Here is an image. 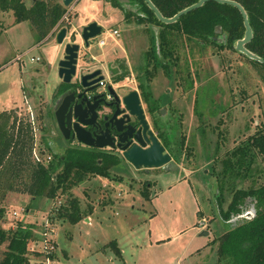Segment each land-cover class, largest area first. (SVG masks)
Instances as JSON below:
<instances>
[{"label":"rangeland","instance_id":"374dc122","mask_svg":"<svg viewBox=\"0 0 264 264\" xmlns=\"http://www.w3.org/2000/svg\"><path fill=\"white\" fill-rule=\"evenodd\" d=\"M25 1L30 6L35 0ZM48 1L64 5L63 0ZM66 7L55 26L32 19L16 22L13 9L0 8V113L8 115L0 122L7 130L17 117V130L20 127L24 131L31 123L33 161L38 155L48 163L54 153L65 155L70 146L59 134L54 114L59 96L56 88L61 82L57 61L51 64L40 45L21 58L20 54L38 41L56 45L58 31L67 26L68 35L60 44L59 57L65 43H82L83 25L97 20L106 31L101 36L107 35V42L99 46V36L88 47L82 43L78 74L86 67L102 68L122 95L134 88L141 92L138 75L152 45V26L136 21L134 16L127 19L124 10L109 0H75ZM130 7L137 11L132 3ZM114 29H119L120 35H108ZM170 36L177 58L175 77L170 78L159 68L151 84L156 97L169 92L172 99L156 116L164 125L172 124L173 159L178 166L137 168L124 157L102 159L95 153L80 152V157L108 164L110 176L90 174L69 190H58L53 197L46 191L32 195L25 190V183L30 182V167L19 175L5 170L0 179V226H31L34 238L29 242L30 264L41 263L40 249L46 237L55 244L53 264H172L176 259L196 263L197 254H189L195 245L213 239L215 233L246 216L229 222L222 219L217 198L222 174L218 172L229 152L264 125V64L225 45L227 39L222 35L204 44L179 32ZM86 52L88 56L84 57ZM32 55L42 59L31 60ZM149 67L153 69V61ZM122 71L126 75L115 80ZM142 100L148 119L153 121L143 97ZM51 139H58L60 145ZM256 179L264 183V159L260 154L254 175L244 181L232 179L231 184L235 181L237 186L250 185ZM148 180L150 184L146 186ZM145 188H149L150 197L142 192ZM226 196L225 206L231 198L230 193ZM74 197L82 210L76 222L66 216L64 209ZM248 212L253 214L252 207ZM204 216L212 229L209 235H199L203 229L199 220ZM158 235L170 238L151 243V238ZM111 240L118 241L124 253L114 252ZM188 241L194 243L184 259L180 256ZM123 254L126 263L118 257ZM208 257L212 262L204 263L214 264L215 256Z\"/></svg>","mask_w":264,"mask_h":264},{"label":"trees","instance_id":"16d2710c","mask_svg":"<svg viewBox=\"0 0 264 264\" xmlns=\"http://www.w3.org/2000/svg\"><path fill=\"white\" fill-rule=\"evenodd\" d=\"M109 1L114 6L122 8L127 19L134 16L136 21L150 24L152 28L154 25L159 26V46L156 43V34L153 29L152 45L146 52L147 61L145 65H141L142 73L138 75V85L142 97L147 103L149 111L155 116L158 128L160 126L156 112L161 106V100L160 97H156L151 80L154 71L159 68H163L170 78L175 77L174 65L177 58L174 56L172 48L171 33L186 34L204 44L215 41L214 36H220L226 32L227 42L225 45L235 48L237 39L243 37L246 30L242 13L238 7L215 0L205 2L199 8L183 14L172 23L161 21L145 0H129L138 7L136 12L124 6L121 0ZM153 1L164 15L172 16L197 0ZM238 1L246 8L254 31L253 38L247 43V47L264 57V0ZM0 8L13 9L16 22L32 19L39 24L49 23L51 26H55L67 10V7L61 2L56 1L50 4L48 0H35L30 6L26 4L25 0H0ZM218 26H221V32L216 31ZM152 61L153 69L149 67ZM125 75V71L117 73L115 80H119ZM66 87L67 84L62 83L57 93L62 92ZM5 113H0V120L8 116ZM17 120L15 117L12 120L11 128L7 130L0 122V179L5 170L19 175L25 167H30V182L25 183V190L32 195L46 191L49 196L53 197L58 190L67 191L90 174L110 176L108 164L101 163L92 157H80L78 155L81 154L80 152L86 155L95 153L102 159H119L102 151L69 148L65 155L54 153L48 163L39 160L33 161L31 153L34 136L31 123L28 122L27 131L20 127L17 130ZM161 135L167 143H170L167 131L162 130ZM181 143H184V138ZM259 154L264 159V125L229 152L223 159V168L218 172L222 174L217 194L222 219L229 222L237 217L238 220L239 217L245 215L249 208L252 207L254 210L252 216H245L217 238L219 257L227 264H264V183H257V179L250 185L237 186L235 183L237 179L244 181L254 175L256 158ZM54 160L57 161L55 165ZM232 179L235 181L231 184ZM149 184V180L146 181V186ZM142 192L150 197L149 188L143 189ZM227 192L230 193L231 198L225 206L224 203L228 199ZM64 209H66V216L73 222L82 217L79 201L75 197L69 206H64ZM33 238L31 226L24 227L22 224L16 228L0 226V264H30L29 242ZM111 243L117 252H120L116 240H111Z\"/></svg>","mask_w":264,"mask_h":264},{"label":"water","instance_id":"95a60500","mask_svg":"<svg viewBox=\"0 0 264 264\" xmlns=\"http://www.w3.org/2000/svg\"><path fill=\"white\" fill-rule=\"evenodd\" d=\"M75 0H63L65 6L72 4ZM127 8L134 11L130 7L129 0H121ZM148 6L154 10L156 16L163 22L172 23L177 21L183 14L188 13L196 8L202 6L205 2L210 0H197L186 7L180 9L172 16H166L160 10V8L154 3L153 0H145ZM221 3H228L235 5L242 13L244 24L246 27L243 37L237 39L235 48L245 54L246 56L258 60L264 63V57L257 54L253 50L247 47V43L253 38L254 31L250 23L248 12L244 5L238 0H215ZM135 10H138L136 8ZM153 29L156 34V43L159 44L158 31L159 26L154 25ZM103 30V25L97 20L90 21L88 24L83 25L80 32L82 43L85 47H88L91 42V38L99 35ZM217 32H221V26L216 28ZM68 35V27L63 26L57 33L56 45H51L48 48L47 56L51 64L57 61L59 77L62 83H66L67 87L59 93V96L55 105V117L57 125L66 138H73L87 145L104 147L110 145L109 141L101 140L100 132L92 134L88 126H97L101 123L99 118V108L101 105H96L95 102L91 103L90 99L82 97L84 92H78L76 88L72 87L74 77L78 75L79 57L82 43L78 41H69L65 43L64 50L61 56L58 57L60 44L64 42L65 37ZM225 41L227 39V33L221 34ZM216 39L218 36H214ZM159 46V45H158ZM83 72V71H82ZM102 68H95L91 72H86L81 75V84L86 87L85 92L88 89H93L100 84V79H103ZM107 90L114 96L116 106L119 104L125 105L129 113L136 114L142 123V128L137 131L135 137L138 139V143H135L129 147L124 146L123 157L133 163L137 168L143 166L160 167L165 164H170L172 168H176L178 163L173 159L171 153L166 151L165 145L160 140L159 136L155 133L150 126V122L147 118L145 107L142 102L140 91L137 88L131 89L125 94H118L115 86L112 83H108ZM102 93L99 92L94 95L95 101H100ZM103 99V98H101ZM119 102V103H118ZM105 105H111V102H106ZM119 108L114 112L111 117L112 125L118 130H122L119 127L115 115L119 112ZM254 214V212H253ZM252 213H246L245 215L250 217ZM205 233H208L206 230Z\"/></svg>","mask_w":264,"mask_h":264},{"label":"flooded vegetation","instance_id":"af4514ba","mask_svg":"<svg viewBox=\"0 0 264 264\" xmlns=\"http://www.w3.org/2000/svg\"><path fill=\"white\" fill-rule=\"evenodd\" d=\"M80 56H81V53H80ZM83 56L87 57L88 53L87 52L83 53ZM92 58L94 59V58H96V56L92 55ZM87 60L88 61L90 60L89 57L87 58ZM95 68H97V67H86V69L83 70V72H80L78 75H76L74 77V80H73L74 82L71 85L73 88H76V90L78 92H84L82 97L85 96L86 99H90V106H91V103H94V102L98 106L103 104L101 106V108H99L98 120L101 123H99L97 128L95 126H88V129L91 130L92 134H96V133L100 132V134H101L100 139L104 140V141H109L110 145H106L104 147H96V146L87 145V144L82 143V142H80L76 139H73L71 137L66 138L62 134V132L60 131V129L57 125L58 132L61 135L62 139L69 143L70 148L73 147V148H80V149H85V150H89V151H102V152L108 153L110 155L116 156L118 158H121V157H123L124 146L129 147L135 143H138V139L135 137V135H136L137 131H139V129L142 128V123L136 114L129 113V110L126 109L125 105L120 103L119 106H116L117 104L115 102L114 96L107 90V85H108V83H111L110 81H108L105 84L100 83L99 86H97L93 89H88L85 92L86 87H84L81 84V75L86 73V72H91ZM99 92L102 93V96L100 97V101H95V99L93 97H94V95H96ZM117 93L120 94V92L118 90H117ZM165 93L166 94L164 96H158V97H160V100H161V106L159 107L157 112H163L165 109V108H163V106L169 102H172V99L170 97V93L169 92H165ZM140 94H141V92H140ZM101 98H103V99H101ZM106 102H111V105L110 106L105 105ZM142 102H143V100H142ZM117 108H119L120 111L115 115L114 120L115 119L117 120L118 125H119V127H122L121 128L122 130H118L115 126L112 125V122H111V117L113 116V114L117 110ZM54 114H55V111H54ZM146 115H147V113H146ZM152 117H153V121L148 119L150 122V126L153 128V130L159 136L162 143L165 145L166 151H169L173 157L175 148L171 144L172 138H173L171 136V133L173 131L172 124L170 127L167 124L168 125V127H167V125H164L160 121V118L158 116H156L158 124L160 126V128H158L156 123H155V116L152 115ZM56 124H57V120H56ZM162 130H165L168 132L170 143H167L165 138L161 135ZM51 141H52V143H57L60 145L58 139L57 140L51 139Z\"/></svg>","mask_w":264,"mask_h":264},{"label":"crops","instance_id":"0c3cea01","mask_svg":"<svg viewBox=\"0 0 264 264\" xmlns=\"http://www.w3.org/2000/svg\"><path fill=\"white\" fill-rule=\"evenodd\" d=\"M77 1V0H76ZM89 1H91V0H89ZM45 40V39H44ZM43 41V40H42ZM36 45L35 46H37V45H40V46H43V52L44 53H46L47 54V52H48V48H49V45H44V43L43 44H41V41H38L37 43H35ZM42 59V58H41ZM62 84V80H61V82L59 83V85L57 86V88H56V93H57V91H58V88H59V86ZM58 94V93H57ZM54 96V95H53ZM5 109V108H4ZM158 194V191H157V193H155V195H157ZM151 196V195H150ZM153 197V196H152ZM91 210H92V208H91ZM200 212H202L201 210H199ZM203 227V229H202V231L201 232H199V235H206V234H210L211 233V226H209V223L207 224V226H202ZM208 231V233H205V231ZM224 232V231H223ZM223 232H220L219 234L218 233H215L214 234V238L213 239H209V240H204L203 242H201V243H199V244H197V245H195L192 249H191V253H189L190 255H194V254H197V262L195 263V262H193V263H189V262H187V263H185L183 260H180V259H176L175 261H174V263H172V264H198V261H200V264H205L204 262H207V260H208V262H212V261H210V259H209V257L208 258H206V256H210L211 254H213L214 256H215V258H214V264H227L225 261H223V260H221L220 259V257H219V254H218V240H217V238L223 233ZM170 237H165V235H158L157 237H152L151 238V243H153L154 241H160V239L161 240H167V239H169ZM216 240V241H215ZM118 242V241H117ZM194 243V241H188L187 242V244H184V246H183V249H184V253H183V256H180V257H183L184 259H185V256H184V254H186L185 252H186V250H188L189 248H190V246H191V244H193ZM106 246L107 245H105L104 246V248H106ZM118 246H119V244H118ZM120 247V246H119ZM114 249V252H117V250H116V248L115 247H113ZM121 249V248H120ZM124 250H122L121 249V254L122 253H124L123 252ZM118 257H120L122 260H123V262H124V259H125V262L124 263H126L127 262V260H126V258H125V256H124V254H123V256L122 255H120V256H118ZM202 258V259H201ZM56 258L55 257H53V261L55 260Z\"/></svg>","mask_w":264,"mask_h":264},{"label":"built area","instance_id":"2783aa9c","mask_svg":"<svg viewBox=\"0 0 264 264\" xmlns=\"http://www.w3.org/2000/svg\"><path fill=\"white\" fill-rule=\"evenodd\" d=\"M105 32H106L105 30H102V32L99 35H97L96 37H94V38H97V37L101 36ZM108 33H109L108 35H113V34L120 35L119 29H114L113 31L108 32ZM94 38H91V41ZM106 42H107V35H103V36H101L98 39L99 46H104L106 44ZM35 47H36L35 45L30 47L27 51H25L24 53L20 54L19 58H21L23 55L29 53ZM40 59H41L40 55H38V56L32 55L31 56V60H40ZM108 81L109 80H107L106 77H104L103 79H100V83L101 84H105ZM36 157H37V160L43 161L40 156L37 155ZM51 158H52V156H51ZM199 223L201 224V226H207V223H208L207 222V218L205 216L202 217V219L199 220ZM40 253L43 255V258H42L40 264H53V256L52 255L55 253V244L52 241V238H48V237L45 238V243L43 245V248L40 249Z\"/></svg>","mask_w":264,"mask_h":264}]
</instances>
